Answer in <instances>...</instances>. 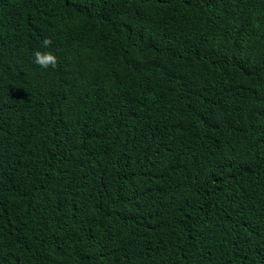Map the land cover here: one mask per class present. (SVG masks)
Listing matches in <instances>:
<instances>
[{"label": "trees", "instance_id": "trees-1", "mask_svg": "<svg viewBox=\"0 0 264 264\" xmlns=\"http://www.w3.org/2000/svg\"><path fill=\"white\" fill-rule=\"evenodd\" d=\"M0 264H264V0H0Z\"/></svg>", "mask_w": 264, "mask_h": 264}, {"label": "clouds", "instance_id": "clouds-1", "mask_svg": "<svg viewBox=\"0 0 264 264\" xmlns=\"http://www.w3.org/2000/svg\"><path fill=\"white\" fill-rule=\"evenodd\" d=\"M52 41L50 39H45L43 41V46L45 48H49ZM34 62L37 66H39L42 69H53L55 70L58 66L59 60L58 57L51 51L41 52L36 51L34 53Z\"/></svg>", "mask_w": 264, "mask_h": 264}]
</instances>
